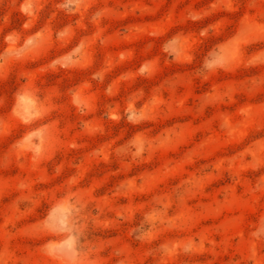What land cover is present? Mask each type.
<instances>
[{
	"label": "rangeland",
	"instance_id": "rangeland-1",
	"mask_svg": "<svg viewBox=\"0 0 264 264\" xmlns=\"http://www.w3.org/2000/svg\"><path fill=\"white\" fill-rule=\"evenodd\" d=\"M62 198L83 264H264V0H0V264Z\"/></svg>",
	"mask_w": 264,
	"mask_h": 264
},
{
	"label": "clouds",
	"instance_id": "clouds-1",
	"mask_svg": "<svg viewBox=\"0 0 264 264\" xmlns=\"http://www.w3.org/2000/svg\"><path fill=\"white\" fill-rule=\"evenodd\" d=\"M76 3L79 0H67L69 10ZM77 211L70 200L62 198L49 209L41 222L44 231L63 236L62 239H52L43 245L45 253L60 264H83L80 233L72 223V217ZM146 235L147 232H142L137 239H144Z\"/></svg>",
	"mask_w": 264,
	"mask_h": 264
}]
</instances>
